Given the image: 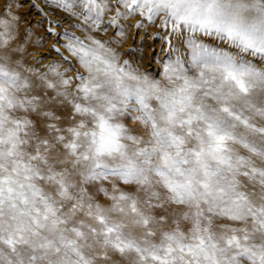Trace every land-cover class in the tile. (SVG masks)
Here are the masks:
<instances>
[{
    "label": "snow or ice",
    "instance_id": "snow-or-ice-1",
    "mask_svg": "<svg viewBox=\"0 0 264 264\" xmlns=\"http://www.w3.org/2000/svg\"><path fill=\"white\" fill-rule=\"evenodd\" d=\"M44 3L0 4V264H264V0Z\"/></svg>",
    "mask_w": 264,
    "mask_h": 264
},
{
    "label": "rangeland",
    "instance_id": "rangeland-1",
    "mask_svg": "<svg viewBox=\"0 0 264 264\" xmlns=\"http://www.w3.org/2000/svg\"><path fill=\"white\" fill-rule=\"evenodd\" d=\"M4 0H0V4H3ZM35 3L37 5H39L41 8H43L45 10V12L48 13L47 18L43 17L42 15L39 14V12L33 8L31 10V12L29 13V8L27 6H25L24 8L19 9V13L21 15V17H26L27 20L30 22V24L35 28V27H39L38 25H36V21H42L43 22V28H40L39 33L38 34H43L44 28L48 27L47 24V20L51 19V20H60L64 14L60 13L58 11L49 9L45 3L44 0H35ZM137 19H139V17H137ZM72 23V21H68V23H64L62 25V27L60 29H57V31H62L63 28H68L69 25ZM130 23H135V21H130ZM159 20H157L156 22V26H150L147 28V35L145 37V39L141 42L140 41V37L141 36H145V32L143 30H141L139 32V35L136 36V39L134 40L133 34L135 33V30L132 29L129 32V38L128 40L125 42L124 44V49H127L129 46H133V47H143L144 49V53H143V64H142V70L144 71H149L152 72L154 75H157L159 73V66L156 63L155 60L150 59L151 57H153L154 55H156L157 53H160V48L162 46L161 41L159 39L153 40L152 39V35L158 31H160L159 29ZM24 27H29V24H24ZM77 35H79L80 33L77 32ZM112 35V32H109L107 36H104V39H108L109 36ZM53 38H50V41ZM49 44H46L44 49H42V52L47 53L52 59H57V54L55 52H49ZM152 49H155V52L152 51ZM63 51V50H62ZM65 55H67V53H64ZM161 59H163V54H160ZM45 63H47V61H45Z\"/></svg>",
    "mask_w": 264,
    "mask_h": 264
}]
</instances>
